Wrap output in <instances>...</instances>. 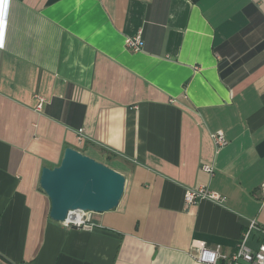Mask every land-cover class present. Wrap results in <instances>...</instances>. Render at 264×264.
<instances>
[{"label":"crops","instance_id":"0c3cea01","mask_svg":"<svg viewBox=\"0 0 264 264\" xmlns=\"http://www.w3.org/2000/svg\"><path fill=\"white\" fill-rule=\"evenodd\" d=\"M262 43L264 0H0V264H200L249 220L264 244ZM68 147L126 179L91 228L51 221L39 188ZM198 186L222 206L185 207Z\"/></svg>","mask_w":264,"mask_h":264},{"label":"water","instance_id":"95a60500","mask_svg":"<svg viewBox=\"0 0 264 264\" xmlns=\"http://www.w3.org/2000/svg\"><path fill=\"white\" fill-rule=\"evenodd\" d=\"M125 181L119 172L68 147L57 166L42 168L39 188L50 203L49 219L60 223L73 213L114 210Z\"/></svg>","mask_w":264,"mask_h":264},{"label":"built area","instance_id":"2783aa9c","mask_svg":"<svg viewBox=\"0 0 264 264\" xmlns=\"http://www.w3.org/2000/svg\"><path fill=\"white\" fill-rule=\"evenodd\" d=\"M124 46L128 50H140L142 46L141 33L138 32L134 36L126 37L124 39ZM37 98L39 99V104L37 106L39 109L43 103V99L41 97ZM76 132L80 142L86 140L83 129H77ZM211 139L216 150L228 144V140L222 131L212 133ZM203 169L209 173L213 171L210 167H204ZM260 192L264 200V183L260 187ZM198 201H208L216 206H222L223 204L222 197L205 186L185 188L183 194V203L185 207L194 205ZM90 214V212L73 213L67 216L60 224L65 227L91 228L94 224L90 221ZM251 229H257L256 222L253 220H249L247 229L241 234L236 248L231 255L221 253L219 246L210 247L205 245V243H200V245L196 247L197 251L194 255V259L200 264H264V244H260L256 250L246 245Z\"/></svg>","mask_w":264,"mask_h":264},{"label":"trees","instance_id":"16d2710c","mask_svg":"<svg viewBox=\"0 0 264 264\" xmlns=\"http://www.w3.org/2000/svg\"><path fill=\"white\" fill-rule=\"evenodd\" d=\"M264 47V43L260 44L256 50H259L261 48ZM235 66H231V67H227L225 68L223 64H220L219 66V74L221 78H225L227 75H229L233 70H234Z\"/></svg>","mask_w":264,"mask_h":264},{"label":"rangeland","instance_id":"374dc122","mask_svg":"<svg viewBox=\"0 0 264 264\" xmlns=\"http://www.w3.org/2000/svg\"><path fill=\"white\" fill-rule=\"evenodd\" d=\"M103 164L106 165V166H108V167H110V168H114V167H116L115 164H113V163H111V162H107V161L104 162Z\"/></svg>","mask_w":264,"mask_h":264}]
</instances>
